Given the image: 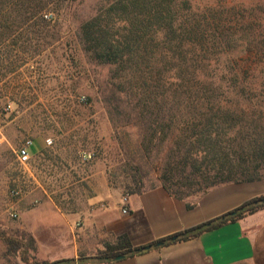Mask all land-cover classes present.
<instances>
[{"label":"rangeland","instance_id":"1","mask_svg":"<svg viewBox=\"0 0 264 264\" xmlns=\"http://www.w3.org/2000/svg\"><path fill=\"white\" fill-rule=\"evenodd\" d=\"M48 1L36 20L44 22L46 30H26L0 45V264H27L23 251L31 242V258L52 262L39 259L35 240L18 228L22 207L47 200L44 191L64 208L79 209L85 197L105 185L122 200L130 196L134 175L141 178L143 191L161 186L162 171L184 140V121L195 116V107H172L167 98L168 105H162L165 129L153 132L157 109L142 112L135 91L120 95L125 104L113 116L107 104L112 88L107 91L106 84L114 67L91 60L80 40L82 25L107 11L110 2ZM197 1L210 33L219 20L222 60L233 62L240 82L250 86V108L228 98L226 111L232 115L220 113L211 127L218 134L221 154L235 156L240 145L264 140V0ZM116 30L127 32L122 26ZM28 139L46 141L47 151L22 166L16 153ZM86 155L91 158L85 160ZM200 196L183 198L194 201ZM5 238L18 239L23 247L10 252ZM102 251L105 247L94 258L83 259L101 260Z\"/></svg>","mask_w":264,"mask_h":264},{"label":"trees","instance_id":"2","mask_svg":"<svg viewBox=\"0 0 264 264\" xmlns=\"http://www.w3.org/2000/svg\"><path fill=\"white\" fill-rule=\"evenodd\" d=\"M108 1L111 5L107 11L82 25L80 40L91 60L114 67L105 87L107 91L112 88L107 104L113 116L125 104L120 95L132 91L136 92L135 97L139 96L136 107L140 106L142 112L153 113L157 109L152 121L156 127L153 132L165 129L162 105H168L167 98L171 99L172 107H195V116L184 121L186 133L178 145L177 156L162 171L161 186L173 197L185 200L183 197L189 194L202 196L216 187L264 180V140L252 141L248 147L240 145L235 156L229 153L223 156L216 140L218 134L211 128L220 113L232 115L230 110L226 111L228 98L247 109L251 105L250 86L240 82L233 62L222 60L225 48L218 35L219 20H215L216 28L210 33L197 0ZM49 5L48 0H0V45L26 30L32 29L33 33L46 30L45 23L36 20ZM11 17L15 19L9 21ZM116 26H122L127 32L121 35ZM152 98L163 100L159 103L155 99L154 105ZM174 178L178 181L174 182ZM142 187L141 178L134 175L131 195L145 192ZM262 209L264 196L246 202L217 223L197 227L178 239H188ZM170 240L162 241L169 243ZM5 241L10 252L23 247L18 239L5 238ZM32 248L31 242L23 251L27 264L88 262L83 258L39 262L30 257L28 250ZM145 249H135L129 237L122 235L116 243L105 245L101 261L134 256Z\"/></svg>","mask_w":264,"mask_h":264},{"label":"crops","instance_id":"3","mask_svg":"<svg viewBox=\"0 0 264 264\" xmlns=\"http://www.w3.org/2000/svg\"><path fill=\"white\" fill-rule=\"evenodd\" d=\"M45 149L46 141L36 139L32 157ZM43 194L47 200L29 201L22 207L18 227L35 240L41 260L94 258L106 244L127 235L135 249H147L111 262L84 264H264V209L178 239L264 196V180L216 187L194 201L175 198L157 186L128 196L127 206L107 185L85 197L79 209H66L46 191ZM168 238L169 243L162 241Z\"/></svg>","mask_w":264,"mask_h":264},{"label":"built area","instance_id":"4","mask_svg":"<svg viewBox=\"0 0 264 264\" xmlns=\"http://www.w3.org/2000/svg\"><path fill=\"white\" fill-rule=\"evenodd\" d=\"M7 112H9L11 110V105H9L8 107H6L5 109ZM48 143L50 144V142L48 141ZM34 145V141L32 139H28L24 142V144L22 146H20L17 150V159H18V162L20 163V165L22 166H27L29 165L30 161H31V158H32V155H31V148L32 146ZM91 158V155H86L84 157V159H90ZM13 194L15 196H20L21 192L18 191V190H15L13 191ZM122 203L124 206H127L128 205V197H125L123 200H122ZM123 213L124 214H127L128 213V210L127 208L123 209ZM13 217H17L16 214H13Z\"/></svg>","mask_w":264,"mask_h":264},{"label":"water","instance_id":"5","mask_svg":"<svg viewBox=\"0 0 264 264\" xmlns=\"http://www.w3.org/2000/svg\"><path fill=\"white\" fill-rule=\"evenodd\" d=\"M149 248V247H148ZM123 257H119L118 259H122Z\"/></svg>","mask_w":264,"mask_h":264}]
</instances>
